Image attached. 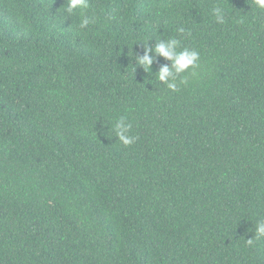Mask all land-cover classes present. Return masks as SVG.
<instances>
[{"label":"trees","instance_id":"1","mask_svg":"<svg viewBox=\"0 0 264 264\" xmlns=\"http://www.w3.org/2000/svg\"><path fill=\"white\" fill-rule=\"evenodd\" d=\"M65 3L0 0V264H264V9ZM169 37L200 53L175 92L136 59Z\"/></svg>","mask_w":264,"mask_h":264},{"label":"clouds","instance_id":"2","mask_svg":"<svg viewBox=\"0 0 264 264\" xmlns=\"http://www.w3.org/2000/svg\"><path fill=\"white\" fill-rule=\"evenodd\" d=\"M256 7L264 9V0H254ZM64 10L68 13V16L76 13L79 10L81 16L79 27L81 29L87 28L90 24L96 23V17L85 14L86 9L90 8V0H66L63 5ZM212 14L216 18L217 22H223L225 11L221 7H215L212 9ZM183 27L178 29L179 33H184ZM149 40V39H148ZM148 40L144 41V53L142 55L136 54V59L140 66H143L146 71L151 70V65L154 62L152 55L155 52L157 55L163 56L172 61V65H164L158 72V80L164 82L167 88L173 92L179 90V85H187L189 83L187 76L181 75L179 79L173 77V71L177 74H184L191 71L192 76H196V68L199 67L200 53L196 49L183 47L181 48V41L174 37L167 39H157V43L154 46H149ZM126 118L120 117L116 123L112 126L115 137L124 146H130L135 143L137 137L129 134L132 125L125 123ZM255 238L264 236V220H257L254 224ZM248 244H252L253 237L247 240Z\"/></svg>","mask_w":264,"mask_h":264}]
</instances>
